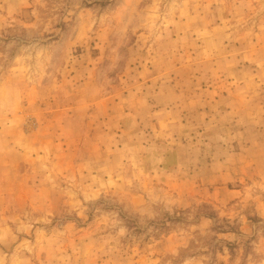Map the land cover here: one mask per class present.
<instances>
[{
	"label": "rangeland",
	"instance_id": "1",
	"mask_svg": "<svg viewBox=\"0 0 264 264\" xmlns=\"http://www.w3.org/2000/svg\"><path fill=\"white\" fill-rule=\"evenodd\" d=\"M0 264H264V0H0Z\"/></svg>",
	"mask_w": 264,
	"mask_h": 264
}]
</instances>
